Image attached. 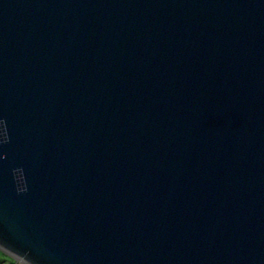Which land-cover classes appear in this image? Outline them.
<instances>
[{
	"label": "water",
	"instance_id": "obj_1",
	"mask_svg": "<svg viewBox=\"0 0 264 264\" xmlns=\"http://www.w3.org/2000/svg\"><path fill=\"white\" fill-rule=\"evenodd\" d=\"M0 250L264 264V0H0Z\"/></svg>",
	"mask_w": 264,
	"mask_h": 264
},
{
	"label": "trees",
	"instance_id": "obj_2",
	"mask_svg": "<svg viewBox=\"0 0 264 264\" xmlns=\"http://www.w3.org/2000/svg\"><path fill=\"white\" fill-rule=\"evenodd\" d=\"M0 264H21L0 250Z\"/></svg>",
	"mask_w": 264,
	"mask_h": 264
}]
</instances>
